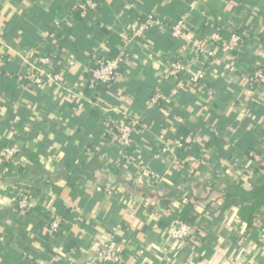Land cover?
<instances>
[{"label":"crops","instance_id":"1","mask_svg":"<svg viewBox=\"0 0 264 264\" xmlns=\"http://www.w3.org/2000/svg\"><path fill=\"white\" fill-rule=\"evenodd\" d=\"M80 2L0 0V151L19 150L14 162L0 157V264L84 263L112 237L121 264H264V223L249 227L219 194L225 180L250 187L257 175L245 171L246 153L264 152V85L249 81L264 64V0H99L82 20ZM148 15L163 26L133 37ZM183 19L189 36L174 39L170 28ZM217 30L224 41L240 35L241 46L231 52L209 42ZM196 39L215 56L197 51ZM125 49L117 83L87 91L93 54ZM45 55L62 82L29 81ZM172 57L206 69L207 82L197 89L187 73L168 81ZM161 85L169 110L151 104ZM125 119L140 121L126 156L117 132ZM186 131L195 143L182 151L174 144ZM26 191L32 207L23 212L15 202ZM185 191L198 199V219L177 245L168 231L188 199L159 201ZM53 215L64 219L58 233Z\"/></svg>","mask_w":264,"mask_h":264},{"label":"built area","instance_id":"2","mask_svg":"<svg viewBox=\"0 0 264 264\" xmlns=\"http://www.w3.org/2000/svg\"><path fill=\"white\" fill-rule=\"evenodd\" d=\"M99 6V0H81L77 5L76 10L80 12V16L83 19H88L90 13L96 11ZM185 20H179L176 24L171 26V34L174 39L186 38L189 35L186 33ZM163 23L156 15H148L145 17L137 30L133 33V37L141 38L150 33L154 28L162 27ZM133 39L128 38L125 40V46L131 43ZM209 42H219L222 44L225 51H234L238 49L242 44V38L240 35L234 34L230 36V39L224 41V36L221 34V30H217L210 37ZM193 45L201 54L208 58L214 57V50L205 45L204 42L196 39L193 40ZM99 49V48H98ZM39 68L32 67V72L29 75V81L33 84H42L45 77L54 78L59 83L62 82V76L54 72L53 57L51 55H45L39 57ZM5 62L3 55H0V68ZM127 62L126 49L121 50L115 57H110L107 54L103 55L97 50L93 54L92 66L88 71L89 79L86 81V89L92 92V94H98L101 90L108 91L113 85H115L119 79V72L121 68ZM181 73H187L189 75V83L191 86H200L207 78V70L202 68L198 70H192L184 61L177 57H172L168 60L166 67V79L168 81L178 80ZM250 83L254 87H258L264 84V68L259 67L249 77ZM105 87V88H104ZM195 88V87H193ZM95 97V96H94ZM164 99L162 91L156 89L151 97L152 105H160V101ZM255 123V122H254ZM140 124L139 120L129 121L122 120L117 124L118 140L122 147L126 151L123 154L128 155L135 147V127ZM252 129H257L253 126ZM195 143V137L193 135H184L176 139L175 146L177 149H183L188 151ZM168 151V146L164 149V152ZM19 150L15 147H6L0 151V157L6 162H14L17 158ZM247 164L245 165V171H252L255 164L264 168V154L256 152H250L246 157ZM158 177V175H154ZM98 191H102V188L98 187ZM109 195L112 191H107ZM17 209L26 212L32 207V198L29 193H19L15 202ZM64 219L58 215L52 216L51 230L54 233H58L62 230ZM264 234V227L262 228ZM195 233V227L189 225L183 220L176 219L168 231V238L177 245L185 244ZM123 261L122 255L115 249L113 244V237L109 241H103L100 243V249L98 257L92 260H88L84 263L75 264H121ZM189 264V263H179ZM228 264H246L241 260L229 259Z\"/></svg>","mask_w":264,"mask_h":264},{"label":"trees","instance_id":"3","mask_svg":"<svg viewBox=\"0 0 264 264\" xmlns=\"http://www.w3.org/2000/svg\"><path fill=\"white\" fill-rule=\"evenodd\" d=\"M76 14L80 20L83 19V18H81L79 11L76 12ZM153 30H151L150 32H155ZM262 44H263V48H264V40H263ZM109 56L115 57L114 52L110 53ZM259 67L264 68V64L262 63ZM89 77L90 76H87L86 79L88 80ZM207 77H208V75H207ZM206 82H207V78L205 79V83ZM198 88L199 87H197V89ZM163 89H164V86H162V85L158 88V90H160L162 92H163ZM86 90L89 91L88 89H86ZM160 108H162L163 110L165 108H166L165 110L170 109L166 103V99H162L160 101ZM136 129H137V127H136ZM191 134H193V132H191V131H186L184 133V135H191ZM135 135L136 134H134V136ZM262 142L263 141L261 140V143ZM206 145L208 146L209 143H207ZM260 149L261 148L249 149V151H247V153H246V157H248L250 152H256L259 154H264L263 150H260ZM121 151L124 152L126 150L122 149V147H121ZM182 151H185V150L182 149ZM212 166H214L215 168L219 167L217 159L213 160ZM252 171L255 175H257V179L250 187L244 186L245 184L242 181H239V182L233 181L232 182V181L225 180L223 182V187L219 188V194H221L222 198L225 200L227 207L238 208V213H239V216L241 218V221H244L245 223H247L249 227H257L256 225H262L264 223V216L261 219V221L256 220V218H257L256 215H258L259 213H262L264 210V168H261L259 166V164L258 165L255 164L254 169H252ZM181 175L182 174L180 173L179 176H181ZM186 177H187V180L190 179V176H186ZM17 185L19 186V183H17ZM155 185H157V184H155ZM30 187L32 189H35V188H37V184L32 183ZM165 196H167V195H165ZM172 196H173V199H176V200H178L180 197H184V198L188 199V206L183 208V211L180 213V215H178L177 219L183 220L186 223H188L189 225L195 227V232H196V220L198 218L192 213V209H193L194 205H196L198 203V199L195 198L193 195L191 196V193H188V191L180 193V195L172 192L169 195V197H167V198L162 197V199H160L159 203H162L163 206H166L170 201H172V199H169ZM102 264H105V263H102Z\"/></svg>","mask_w":264,"mask_h":264}]
</instances>
